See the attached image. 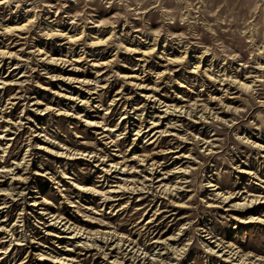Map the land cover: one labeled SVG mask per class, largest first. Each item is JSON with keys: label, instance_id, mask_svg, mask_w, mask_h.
<instances>
[{"label": "rangeland", "instance_id": "374dc122", "mask_svg": "<svg viewBox=\"0 0 264 264\" xmlns=\"http://www.w3.org/2000/svg\"><path fill=\"white\" fill-rule=\"evenodd\" d=\"M224 251L264 264V0H0V264Z\"/></svg>", "mask_w": 264, "mask_h": 264}, {"label": "bare ground", "instance_id": "6f19581e", "mask_svg": "<svg viewBox=\"0 0 264 264\" xmlns=\"http://www.w3.org/2000/svg\"><path fill=\"white\" fill-rule=\"evenodd\" d=\"M246 88L248 89V88H250V87H248V86H246ZM160 181V180H159ZM161 186V190H164L163 192L164 193H170V194H172V190H171V188H168V187H166V186H162V185H160ZM231 199V198H230ZM229 198L228 199H226L227 201L228 200H230ZM171 241H174V240H171ZM163 244V243H162ZM159 246V245H158ZM166 248H168V247H166ZM223 251V250H222ZM228 255V258L229 259H233V261H236L238 264H263V263H261V262H259V261H255V262H250V263H248L247 261H248V259H243L240 255H238V254H235V253H233V252H231L230 253V251H224V256H227ZM157 261V260H156ZM150 263H155V261L154 262H150Z\"/></svg>", "mask_w": 264, "mask_h": 264}]
</instances>
